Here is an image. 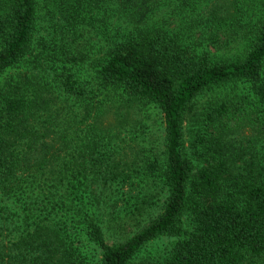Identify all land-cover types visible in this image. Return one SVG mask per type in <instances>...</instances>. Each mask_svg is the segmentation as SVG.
I'll return each instance as SVG.
<instances>
[{
    "label": "trees",
    "instance_id": "1",
    "mask_svg": "<svg viewBox=\"0 0 264 264\" xmlns=\"http://www.w3.org/2000/svg\"><path fill=\"white\" fill-rule=\"evenodd\" d=\"M116 94L160 110L161 154L102 119ZM247 104L264 0H0V264H133L161 238V264L258 262L264 152L225 128Z\"/></svg>",
    "mask_w": 264,
    "mask_h": 264
},
{
    "label": "rangeland",
    "instance_id": "2",
    "mask_svg": "<svg viewBox=\"0 0 264 264\" xmlns=\"http://www.w3.org/2000/svg\"><path fill=\"white\" fill-rule=\"evenodd\" d=\"M235 47L236 45L233 44L228 51ZM207 97V95L199 97L193 105L194 111L185 123L186 139L189 138L190 130L196 129V119L193 120V116L196 112L199 113ZM126 99L125 95H112V101L109 102L107 107H104L106 114L102 115V119H106L112 125L118 127V132L125 140L144 145L146 148H144L142 152V157L147 158L161 154L165 127L162 113L153 104L138 103L136 105H130L126 102ZM246 109L247 113L235 115L234 118L225 125V128L228 129L227 133L232 134V138L237 139L235 145L240 148H248L246 157H250L252 154L257 156L258 153L264 152V111L260 106L255 107L253 104H247ZM119 121L121 124H119ZM257 132L260 134H257ZM119 141L124 140L119 139ZM150 145H152V148ZM150 185L155 187V194L160 191L157 183L151 182ZM162 197L163 196L160 195L155 199L158 201L157 206L153 210L156 213L159 211L162 204ZM132 223V221H128L126 223L128 227L125 226L124 231L118 233V237L129 232ZM115 235H117V232L114 231L113 236ZM111 236L112 235H109L108 238L110 239ZM171 242L172 239L161 238L150 243L141 251L133 264L163 263L168 256ZM95 255L96 257L91 256V264L98 263L97 252H95ZM256 260L259 261L254 264H264V257Z\"/></svg>",
    "mask_w": 264,
    "mask_h": 264
}]
</instances>
